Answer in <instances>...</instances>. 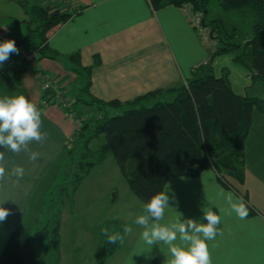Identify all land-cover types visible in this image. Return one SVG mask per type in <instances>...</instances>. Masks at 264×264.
<instances>
[{"label": "crops", "instance_id": "crops-1", "mask_svg": "<svg viewBox=\"0 0 264 264\" xmlns=\"http://www.w3.org/2000/svg\"><path fill=\"white\" fill-rule=\"evenodd\" d=\"M62 1L66 2L72 16L52 27L46 41L47 47L57 55L52 58L38 55L35 61H31L24 58L19 50L18 55L11 54L0 66V97L24 95L29 98L41 111V131L47 133L43 144L33 142L29 145L40 154L35 161H31L24 151L13 153L0 147V151H5L4 166L9 173L0 182V200H5L2 206L10 211L6 220L0 222V254L9 233L18 225L29 232L36 230L46 205L47 193L59 174L67 148L73 145V134L78 127L59 104L45 101V76L54 83L52 88L60 86V82L66 83L70 78L69 71L60 65L66 60L69 62L70 54L78 53L82 66L92 64L98 57L99 63L91 69L89 91L102 100L124 103L157 89L164 90V95H170L168 89L184 83L191 77L192 69L209 58V42L190 23L182 7L168 5L154 9L149 0ZM38 2L48 4L54 0ZM10 21L12 18H9ZM0 32L14 40L8 26H0ZM14 41L23 46L20 41ZM118 108H123V105L108 111ZM98 136L102 135L93 139ZM106 160L89 171L72 198L64 200L66 211H76L74 200L77 194L93 173L100 176ZM16 166L24 169L22 178L10 175ZM165 184L169 185V195H174L175 200H170L172 208L166 209L162 224L173 222L179 216L181 220L192 218L207 223L202 219L204 210L212 208L221 217L219 233L214 240L207 241L212 264H264V113L252 112L251 125L244 141V182L237 186L238 190L221 182L211 167L204 168L195 176L170 177ZM109 186L100 203L112 207L120 198L117 194L109 198L112 185ZM239 190L245 193L246 198ZM124 191L127 193V188ZM228 194L234 200L243 198L250 208L246 218L240 219L228 210L225 199ZM138 201L135 202L127 194L124 214L106 219L123 224L119 234L124 239L117 241L111 255L101 262L96 260L98 240L92 233L73 239L72 244L77 246L73 256L83 246H88L86 261L89 264L94 261L95 264H165L169 257L167 246H148L141 240L143 229L135 223V219L144 214L145 204ZM88 203L96 204V201L93 199ZM126 226L132 229L128 234L124 233ZM61 251L60 220V264Z\"/></svg>", "mask_w": 264, "mask_h": 264}, {"label": "trees", "instance_id": "trees-1", "mask_svg": "<svg viewBox=\"0 0 264 264\" xmlns=\"http://www.w3.org/2000/svg\"><path fill=\"white\" fill-rule=\"evenodd\" d=\"M38 1L27 5L25 1L18 0L26 17L19 21L13 19L12 22L22 25L20 42L26 51H36L41 57L52 58L57 53L47 47L48 31L67 21L72 12L62 0L48 4ZM212 1L221 11L238 15L248 22L250 33L241 45L231 41L235 30L228 33L221 19L206 21L207 7ZM149 2L154 9L189 4L193 11H201L203 25L209 29L212 45L216 40L217 45L213 49L209 48L208 60L195 66L190 78L167 90L173 94L170 100L159 99L165 92L162 89L146 92L124 103L97 98L89 91V85L91 69L99 63L98 57L92 64L82 66L78 53L69 55L70 59H75L76 66L85 78L82 89L89 94L90 100L87 102L104 110L98 119L95 116L80 119L81 130L79 136L75 137L77 142L67 148L59 174L47 193L46 205L37 222L34 235L38 246L32 241L30 232L18 225L6 239L0 254V264L59 263L63 203L65 199L73 197L89 171L106 159L104 148L90 146L91 140L100 134L104 136L130 190L144 204L163 190L168 178L195 176L206 167L213 168L219 180L235 190L243 184L244 141L249 132L253 110L264 113V99L235 93L227 75L215 76L210 63L213 56L240 48L234 60L243 64L253 78L264 80V0ZM51 92L45 89V101H50L53 95ZM76 102L65 109L82 118ZM122 105L125 110L119 114L108 115L105 110L107 107ZM58 181H61L63 190L59 192L52 212H45L52 203V193ZM240 193L246 198L245 193ZM122 225L119 221L106 220L100 224L96 248L98 262L111 255L117 243H107L102 229L108 228L110 234L120 233Z\"/></svg>", "mask_w": 264, "mask_h": 264}, {"label": "rangeland", "instance_id": "rangeland-1", "mask_svg": "<svg viewBox=\"0 0 264 264\" xmlns=\"http://www.w3.org/2000/svg\"><path fill=\"white\" fill-rule=\"evenodd\" d=\"M23 1H25L27 5L37 2V0ZM58 3L60 4V1ZM25 17L26 14L24 12V8L22 5H20L18 0H0V23H3L0 24V26H8L9 34L14 40L20 41L21 32H23V29L21 23H14L12 21L9 22V18L19 21ZM216 18L222 20L228 33H230L233 29L235 30V35L234 37H232L231 41L236 43L237 45H241L250 33L248 22L245 19H242V17L238 15L221 11L216 3L212 1L207 7L206 21H210ZM1 34L5 35L3 32H1ZM206 42L208 41L206 40ZM216 42L217 40L214 41L213 45L212 41L209 42L208 47L210 49H213V47L217 45ZM27 52L29 51L27 50ZM239 52L240 48L234 51L223 53L221 55L213 56L210 63L213 74L215 76L226 74L232 90L237 94L264 99V80L256 77L253 78L252 74L243 64L234 60V57ZM33 53V61H35L38 53L36 51H33ZM63 62V65L61 63L60 65L61 67L66 69V71H69L70 78L66 80V83H64V81L60 82V86H54L53 88L51 86L54 83L49 80L51 85L49 84L50 86L47 85L45 88L50 92L52 91L51 93L53 95L50 101H53V103L55 104H59L60 107H62L63 105L61 103V97L66 101L65 106L67 108L70 107V105L73 104L75 100L77 101L75 105L77 107V111L81 113L82 118L75 116V112H71L68 109H65V106L62 107L64 111L67 112V115L72 118V120L76 124H78V127L73 134V138L75 140V137L79 136V132L81 130L80 119L86 120L88 116H95L98 119L101 116L102 110L104 109H100L101 107H98L94 103L87 102L90 100L89 94L86 90L83 91L82 89V86H84L85 84V78L82 77L80 69L76 66L75 60L70 59L69 62L68 60ZM70 86H72L71 90H69ZM78 98H80V101H78ZM172 98L173 94L169 95V93H167V95L162 94L161 96H159L160 100H170ZM151 103L152 102H150V104ZM111 108L112 107H107L105 110L108 111V109ZM123 110H125V108H118L112 112L108 111L107 113L108 115H115L121 113ZM74 142L77 141L75 140ZM90 146L93 148L103 147L107 153V160L106 163H104V165L102 166V169H104V171H101L100 176L98 177V173H93L77 194L76 199L74 200L77 212L74 211L73 213H71L68 210L66 211V207L63 204L61 213V253H63L61 264H89L88 261H86V257H88V246L86 248L85 246H83L79 253L75 257L73 256L74 251H77V249H75V247L77 246L72 244L73 239L77 236L89 235L94 233L96 234L98 240L100 236V224H102L103 220L105 221L106 219H111L112 217L124 214L123 211L126 210L124 208V202L125 198H127V194H129V196H132L135 202H139L137 197L130 190L122 174L120 173V170L115 163L112 153L105 143L104 136H98L97 138L93 139V141H91L90 143ZM60 183L61 181L57 182L56 187L54 188L52 193V203L49 205V207H47L46 210H44L45 212H52V210L54 209V206L59 198V192L63 190L61 188L63 185H61ZM108 184L112 185V190L109 192V198L116 194L120 198L119 202L112 207L108 206L107 204H102L103 202L100 203L102 200H104L106 189H110V186ZM124 188H127V193L126 191H124ZM93 193L95 194L93 195ZM93 199L96 201V204L88 203L89 200L93 201ZM81 204H83V207H81ZM41 218L43 219L44 217ZM30 231L32 241L36 246H38L34 235L35 231ZM58 264H60V254ZM91 264H95V261Z\"/></svg>", "mask_w": 264, "mask_h": 264}, {"label": "clouds", "instance_id": "clouds-1", "mask_svg": "<svg viewBox=\"0 0 264 264\" xmlns=\"http://www.w3.org/2000/svg\"><path fill=\"white\" fill-rule=\"evenodd\" d=\"M13 53L19 54L14 40L0 42V66ZM41 115L37 105L24 95L0 97V147L7 152L24 151L28 153L31 161L37 160L39 152L33 151L29 145L33 142L43 144L47 140V133L41 131ZM4 161L5 151H0V182L9 174L6 172ZM10 175L22 178L24 169L16 166L12 168ZM170 191L169 185L165 184L163 190L154 194L144 205V214L136 217L135 223L143 229L141 240L148 246H167L169 257L165 264H212L207 241L214 240L219 233L220 215L212 208H206L202 219L207 223L192 218L181 220L179 216L173 222L162 224L166 209L172 208L170 200H175L174 195H169ZM225 199L230 212L240 219L248 216V208L242 197L234 200L233 196L228 194ZM4 202L5 200H0V222L5 221L10 214L9 209L2 206ZM131 231L130 227L124 228L125 234ZM102 234L107 237L109 244L122 242L124 239L119 233L110 234L108 228L102 229Z\"/></svg>", "mask_w": 264, "mask_h": 264}, {"label": "built area", "instance_id": "built-area-1", "mask_svg": "<svg viewBox=\"0 0 264 264\" xmlns=\"http://www.w3.org/2000/svg\"><path fill=\"white\" fill-rule=\"evenodd\" d=\"M182 10L184 11V13L187 16L190 23L194 26V28H196V30L201 32L208 42H211L212 38L210 37L209 29L203 25V14H202V12L201 11H193L189 4L183 5ZM7 39H8V37L6 35L1 34V32H0V41H4ZM15 44H16L17 48L22 51L24 58H26L28 60H33V55H34L33 51L27 52V51H25V49L23 48V46L21 44H18V42H15ZM43 82H44L45 87L50 84L49 79L46 76L43 78ZM61 103L63 104L62 107L66 105V101L63 100L62 97H61Z\"/></svg>", "mask_w": 264, "mask_h": 264}]
</instances>
